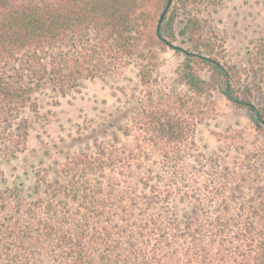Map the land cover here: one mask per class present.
Here are the masks:
<instances>
[{"label": "trees", "instance_id": "trees-1", "mask_svg": "<svg viewBox=\"0 0 264 264\" xmlns=\"http://www.w3.org/2000/svg\"><path fill=\"white\" fill-rule=\"evenodd\" d=\"M138 9L139 0H0L1 158L25 150L24 115L36 113L42 97L66 96L83 81L130 65L143 15ZM172 17L157 31L165 44L176 38ZM185 54L180 77L193 96L207 88L193 64L211 67L226 99L264 129V107L236 97L217 61ZM137 76L147 86L150 69L140 64ZM133 122L143 132L134 150L95 146L68 158L50 179L42 170L30 187L0 189V264H264V194L232 193L209 212L200 194L178 189L194 206L177 218L167 203L178 163L154 167L145 161L146 147L167 160L166 146L186 137L190 124L152 105Z\"/></svg>", "mask_w": 264, "mask_h": 264}, {"label": "rangeland", "instance_id": "rangeland-1", "mask_svg": "<svg viewBox=\"0 0 264 264\" xmlns=\"http://www.w3.org/2000/svg\"><path fill=\"white\" fill-rule=\"evenodd\" d=\"M167 2L139 0L140 35L129 66L83 81L66 96H44L36 113H25L26 148L14 159L0 157V189L14 183L30 187L42 170L48 171L50 179L68 158L93 151L95 146L134 150L143 132L134 127L133 119L152 105L179 116L191 128L181 141L166 146L167 160L162 152L146 147V163L154 167L170 160L178 163L179 175L169 183L173 191L167 203L177 218L194 206L193 198L182 200L179 190L200 194L209 212L232 193L244 198L264 194V129L256 128L245 109L226 99L221 78L211 67L193 64L207 84L200 96H193L180 77L188 58L185 52L201 53L229 74L236 97L263 108L264 0H172L160 27L173 16L176 38L165 40L177 50L157 36ZM186 25L187 34L181 35ZM147 54L153 57L146 58ZM140 64L150 69L147 86L137 76ZM127 130L129 136L124 135ZM174 145L179 150L172 149ZM181 180H186V187ZM158 188L163 194V183Z\"/></svg>", "mask_w": 264, "mask_h": 264}, {"label": "water", "instance_id": "water-1", "mask_svg": "<svg viewBox=\"0 0 264 264\" xmlns=\"http://www.w3.org/2000/svg\"><path fill=\"white\" fill-rule=\"evenodd\" d=\"M172 0H168L165 9L163 10L162 14L160 15L159 21H158V26H157V31L160 27V24L165 16V14L167 13V9L169 8L170 4H171ZM167 46L173 48V49H177V47L173 46L171 43L166 42Z\"/></svg>", "mask_w": 264, "mask_h": 264}]
</instances>
